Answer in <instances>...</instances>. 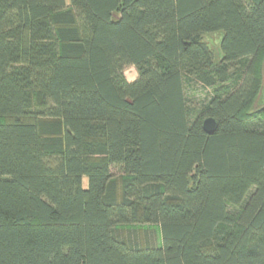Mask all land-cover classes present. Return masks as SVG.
<instances>
[{"label":"trees","instance_id":"16d2710c","mask_svg":"<svg viewBox=\"0 0 264 264\" xmlns=\"http://www.w3.org/2000/svg\"><path fill=\"white\" fill-rule=\"evenodd\" d=\"M263 64L264 0H0V264H264Z\"/></svg>","mask_w":264,"mask_h":264},{"label":"rangeland","instance_id":"374dc122","mask_svg":"<svg viewBox=\"0 0 264 264\" xmlns=\"http://www.w3.org/2000/svg\"><path fill=\"white\" fill-rule=\"evenodd\" d=\"M223 37V32H215V33H207L204 35V41L208 44L210 47L211 51L213 52V57L214 61L218 62L220 58V42ZM125 73L128 77L129 80H134L138 76L137 69L134 65H128L126 67ZM194 95L192 96V99L194 100L195 103H200L202 102L203 98L205 97L206 91L204 89H198L193 93ZM122 171L119 168H114V173L115 174H120ZM88 183V179L84 178V186L86 187ZM127 227H141V228H153L155 229V233L157 235V239L160 240V229L157 225L153 224H145V225H129L125 226Z\"/></svg>","mask_w":264,"mask_h":264},{"label":"water","instance_id":"95a60500","mask_svg":"<svg viewBox=\"0 0 264 264\" xmlns=\"http://www.w3.org/2000/svg\"><path fill=\"white\" fill-rule=\"evenodd\" d=\"M263 71H264V64H263ZM256 105L258 107L264 106V84L261 89V93L259 95ZM217 127H218V122L215 118L209 117L203 121V128L205 132H207L208 134H213L217 130Z\"/></svg>","mask_w":264,"mask_h":264}]
</instances>
